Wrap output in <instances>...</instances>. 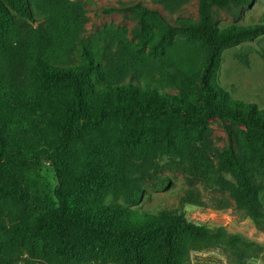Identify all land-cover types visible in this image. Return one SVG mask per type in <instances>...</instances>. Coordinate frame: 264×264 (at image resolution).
<instances>
[{
	"label": "trees",
	"instance_id": "16d2710c",
	"mask_svg": "<svg viewBox=\"0 0 264 264\" xmlns=\"http://www.w3.org/2000/svg\"><path fill=\"white\" fill-rule=\"evenodd\" d=\"M250 1L199 0L198 24L168 29L190 42L165 72L178 90L172 95L154 87L160 68L142 54L83 40L81 4L0 0V31L10 28L0 37V214L8 207L18 215L11 229L0 219V264H188L192 249L238 242L190 223L182 210L149 213L107 202L122 195L138 204L142 178L167 165L187 166L226 189L248 218L264 223L254 189L263 158L248 142L238 156L231 137L218 169L207 156L215 119L258 134L264 153V108L233 99L218 81L222 50L264 35V23L211 24L212 7ZM194 41L204 50L198 61ZM131 75L138 82L123 83ZM46 163L53 183L42 175ZM179 202L201 204L192 190Z\"/></svg>",
	"mask_w": 264,
	"mask_h": 264
},
{
	"label": "rangeland",
	"instance_id": "374dc122",
	"mask_svg": "<svg viewBox=\"0 0 264 264\" xmlns=\"http://www.w3.org/2000/svg\"><path fill=\"white\" fill-rule=\"evenodd\" d=\"M68 1L81 4L84 9V24L81 32L83 40L96 39L100 47L107 46L112 51L116 49L117 44H123L142 54L160 68L159 73H154V78L161 80L162 83H155L154 87L160 92L178 95L177 88L169 81L165 72L173 69L172 65L178 56L179 47L190 42L180 32L169 34L167 31L169 28L198 24L199 0ZM210 13L211 24L217 28L264 23V0H251L246 3L227 2L223 6L212 7ZM24 24L31 27L36 25L28 21ZM8 33H10L9 27L0 31V37H5ZM166 43L171 44L172 48L162 54L159 47L165 48ZM192 43L195 44L193 59L198 61L204 50L197 41ZM220 56L218 81L221 87L235 100L255 103L259 108H264V35L238 46L225 48ZM129 81L137 83L138 79L131 75L130 78L123 80V83ZM230 137L238 156L243 144L248 142L257 157H262L264 160L263 145L258 134L215 119L208 122L206 133L207 142L211 146L207 156L215 169L220 166V157L227 148ZM157 159L158 155L154 157V161ZM256 166L258 185L254 189L264 210V167L260 164ZM51 169L50 164H44L42 175L53 183ZM153 171L156 176L150 174ZM220 175L232 182L228 173L222 172ZM162 181L168 183L165 188L161 186ZM138 185L143 192V199L138 204H127L122 195L109 196L107 202L115 201L129 208L149 213L182 210L190 223L210 230H222L228 236L239 239L232 244L213 242L192 249L188 253V264H264V223L255 224L248 218L243 210L236 207L226 189H221L214 182L192 174L187 166L173 165L151 169ZM188 190L199 195L200 205L181 206L179 199L186 195ZM222 200L227 201L231 206L228 209H220ZM25 203L28 204L26 201ZM17 217L14 208L6 207L0 214V219L7 224L8 229H11ZM26 257V254L20 255V259Z\"/></svg>",
	"mask_w": 264,
	"mask_h": 264
}]
</instances>
